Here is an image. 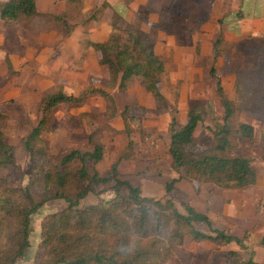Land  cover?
Here are the masks:
<instances>
[{
	"label": "rangeland",
	"instance_id": "rangeland-1",
	"mask_svg": "<svg viewBox=\"0 0 264 264\" xmlns=\"http://www.w3.org/2000/svg\"><path fill=\"white\" fill-rule=\"evenodd\" d=\"M109 5L106 0H79L78 3L36 0L38 15L21 17L16 21L0 18V113L4 116L0 126L6 142L13 147L12 172L20 178L21 186L27 184L29 158L22 147V138L39 117L38 103L44 93L61 89L66 94L83 95L88 87L101 88L112 95L115 115L110 116L113 109L108 108L105 99L97 95H89L79 104L56 107L50 122L52 130L43 133L49 152L59 158L71 149L83 152L91 150L92 143H100L104 147L103 158L98 162L87 161L86 165L89 173L97 171L104 175L131 139L134 146L130 158L121 160L118 165L119 178L138 186L142 196L161 202L172 201L182 213L183 201L202 211L208 203L203 192L214 189L212 183L197 184L182 179L172 193L165 192V184L178 175L170 166L168 124L172 116L184 123L189 109L208 107L209 101L214 114L223 117L222 96L216 91V78L209 75V69L214 65L221 84H233L235 89L233 98L230 97L236 103L233 122H248L257 127L259 141L236 138L233 153H251L264 160V143L259 138L264 119V44L261 40L255 44L253 40L231 39L228 34H223L216 59L214 47L203 50L197 45L195 52L199 59L188 63L176 61L175 50H170L173 46L169 43L171 38L166 37L173 31L166 12L159 14L160 27L153 28L156 32L153 36L151 30H147V24L153 27L155 21L150 19L147 11L132 14L133 17L127 21L125 10L122 18L114 6ZM116 9L122 11L121 7ZM55 15H60L69 28L55 19ZM92 15L95 19H90ZM115 20L121 26L129 23L153 39L154 49L165 64L159 83L163 101L154 99L138 78L128 80L123 90L117 86L109 87L106 65L98 63L97 53L87 48L85 43L91 37L105 38L107 29L111 31V23ZM183 47L184 51L179 48L177 53L189 54L185 45ZM123 110L126 123L132 130L129 136L120 115ZM207 125H212L211 118L204 114L194 132L193 151L196 154L212 150L213 138ZM249 141L248 147L243 145ZM7 172V169L0 168V176H6ZM113 186V180L91 183V190L79 201L78 207L111 200L115 196ZM127 193V188L121 186L120 194L126 196ZM31 195L33 202L41 200L40 192L32 190ZM66 206V201L61 198L51 199L32 214L29 247L14 264L35 263L43 220ZM197 227L209 233L205 224ZM232 248H240L244 258L254 259L251 245L241 247L235 242L217 245L210 241L185 240L183 246L174 250L167 264H228V251Z\"/></svg>",
	"mask_w": 264,
	"mask_h": 264
},
{
	"label": "trees",
	"instance_id": "trees-1",
	"mask_svg": "<svg viewBox=\"0 0 264 264\" xmlns=\"http://www.w3.org/2000/svg\"><path fill=\"white\" fill-rule=\"evenodd\" d=\"M113 8L123 18L124 12ZM35 15H38L36 0H0V18L5 21ZM240 17L242 14L238 11L222 16L218 23L230 26ZM55 19L69 28L60 15H55ZM90 19H95V16ZM117 22L111 23L106 40L89 39L85 43L87 48L97 53L98 63L106 65L109 87L117 86L123 90L128 80L138 78L154 99L163 101L159 83L165 64L155 52L153 39L129 23L121 26ZM222 36L221 30L213 45L214 59L218 57L217 47ZM209 75L216 78V91L222 96L224 115L222 118L215 115L209 101L208 107L189 109L184 123L175 116L171 117L167 129L168 154L170 166L178 175L165 184L167 194L172 193L182 179L233 189L249 187L256 181L252 158L233 153L234 139H252L254 127L248 122H233L234 99L224 95L214 65L210 67ZM89 95L103 97L108 108L115 110L112 95L101 88L88 87L83 95L66 94L57 89L41 96L39 117L22 138V147L29 158L28 181L24 186L12 172L13 147L6 142L0 126V168L8 171L6 176H0V264H14L24 254L29 247L32 214L45 201L56 198L65 200L67 206L43 220L34 264H167L174 250L183 246L185 240L210 241L217 245L235 242L243 247V238L213 228L205 212L183 201L182 213L172 201L161 202L142 196L138 186L121 180L118 165L121 160L130 158L134 146L131 139L104 175L97 171L89 173L86 165L87 161L98 162L103 158L104 147L100 143H92L91 150L71 149L62 157L53 156L43 133L52 130L50 122L54 109L65 104L82 103ZM125 114L123 110L120 115L129 136L132 130L126 123ZM204 114L211 118L212 125L206 128L212 135L213 147L210 152L196 154L193 151L194 132ZM114 115L115 111L111 112L110 116ZM3 117L0 113V122ZM259 137L264 140V129ZM112 180L115 196L111 200L78 207L79 201L91 190V183ZM121 186L127 188L126 196L120 194ZM32 190L41 193L38 203L32 200ZM201 223L208 227L209 233L197 227ZM260 243L264 244V234ZM228 255V264H264L252 257L244 258L234 250H229Z\"/></svg>",
	"mask_w": 264,
	"mask_h": 264
},
{
	"label": "crops",
	"instance_id": "crops-1",
	"mask_svg": "<svg viewBox=\"0 0 264 264\" xmlns=\"http://www.w3.org/2000/svg\"><path fill=\"white\" fill-rule=\"evenodd\" d=\"M106 2L115 8L121 7L122 11L125 10L127 21L128 18L133 17L132 14L138 15L140 11H147L150 19L154 20L156 25L151 27L150 24H147V30H151L153 36L156 33L153 28L160 27L158 24L159 14L166 12L170 16L169 21L173 27V31L166 37L167 39L171 38L169 43H172L173 46L170 50H175L174 59L176 61L188 63L192 59H199V54L195 52L196 46L203 47V50L212 49L221 30L231 39L245 38L253 40L255 44H259V40H261V44H264V0H129V3L127 0H106ZM129 6H136V8ZM143 8H147V10H143ZM133 10L136 12H132ZM238 11L241 12L242 17L236 23H232L230 26L218 23V19L222 16ZM195 16L198 17L195 18ZM108 32L109 29H107L105 38L91 37L89 39L104 41L110 33ZM183 45L189 54L180 55L177 53L179 48L184 51ZM90 51L92 52V50ZM222 87L227 97L233 98L235 90L233 84L228 86L223 84ZM212 98L216 102V98ZM262 124L264 129V122ZM253 127L254 136L250 140L259 141L256 137L257 127L255 125ZM246 141L248 140L246 139ZM251 141L243 145L248 147ZM236 155L252 158L257 174L255 183L242 189L222 188L211 184L214 189L209 192L204 190L203 193L208 203L206 208L201 210L208 215L215 229L243 238V246L251 245L254 260L264 263V244L260 243V238L264 234V160H260L257 155L251 153ZM260 168L263 170L260 171ZM214 200L216 202L212 204ZM232 250L242 255V249L232 248Z\"/></svg>",
	"mask_w": 264,
	"mask_h": 264
}]
</instances>
